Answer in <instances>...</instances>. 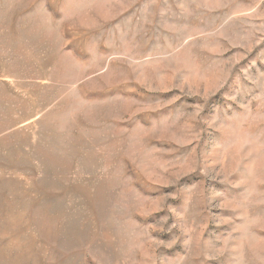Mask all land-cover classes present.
Wrapping results in <instances>:
<instances>
[{
  "label": "rangeland",
  "instance_id": "374dc122",
  "mask_svg": "<svg viewBox=\"0 0 264 264\" xmlns=\"http://www.w3.org/2000/svg\"><path fill=\"white\" fill-rule=\"evenodd\" d=\"M0 264H264V0H0Z\"/></svg>",
  "mask_w": 264,
  "mask_h": 264
}]
</instances>
